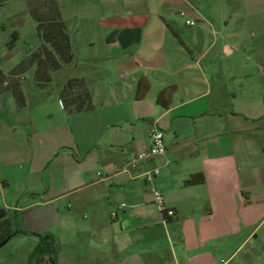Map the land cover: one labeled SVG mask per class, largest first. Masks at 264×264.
<instances>
[{
	"label": "crops",
	"instance_id": "1",
	"mask_svg": "<svg viewBox=\"0 0 264 264\" xmlns=\"http://www.w3.org/2000/svg\"><path fill=\"white\" fill-rule=\"evenodd\" d=\"M100 3L114 12L102 24L111 34L108 56L122 78H133L102 89L99 100L77 76L92 104L79 114H68L58 94L32 112L28 99L19 107L11 90H0V209L26 236L49 237L56 264H233L239 230L250 229L248 237L254 230L248 135L264 116V88L242 82L238 67L220 64L218 54L224 47L233 55L241 40L231 23L264 24V0ZM229 5L261 11L232 15ZM141 78L149 92L136 100ZM169 88L163 108L158 95ZM223 118L230 127L220 126ZM154 128L163 132L165 156L132 166ZM156 167L160 174L147 182L144 173ZM197 174L203 184L185 185ZM69 248L76 250L68 261Z\"/></svg>",
	"mask_w": 264,
	"mask_h": 264
},
{
	"label": "rangeland",
	"instance_id": "2",
	"mask_svg": "<svg viewBox=\"0 0 264 264\" xmlns=\"http://www.w3.org/2000/svg\"><path fill=\"white\" fill-rule=\"evenodd\" d=\"M44 2L45 0H7L0 6V70L5 73L15 68L24 57L38 48L40 42L30 14L32 10H39ZM52 2L58 7L65 23L74 60L71 64L62 65L61 69L50 72L49 78L32 67L13 79L21 82L24 96L30 102V111L34 112V109L42 108L49 102H57L56 94L59 97L67 88L69 81L79 79L77 76L86 79L99 100L103 94L101 90L108 92L111 84L116 88L129 84L133 77L122 78V73L126 72L120 68L121 65L116 62V59L108 56L106 49V38L111 34L106 35L102 24L103 20L114 12L101 6L100 0H52ZM226 8L232 15L250 16L261 11V8L253 10L247 6L229 5ZM182 12L187 18V12ZM238 21L231 23L230 26L240 29L241 40L237 46L234 41L229 42V47H237L231 56H228L229 53L223 51L224 47H222L221 53L218 54V62L237 66L239 70L237 75L242 82L252 83L256 88H264V72L260 70L261 66H264V24ZM244 26H247L246 30ZM13 31L18 32L19 39L13 49L9 50L7 43L11 40ZM251 31L255 33L254 36ZM177 46L180 45L177 43ZM15 74L17 75V72ZM38 98H41L40 102L37 101ZM234 105L240 106L236 103L229 108ZM254 123L252 133L248 135L252 139V152L248 163L250 164L252 198L255 204L254 213L251 216L254 230L249 237L250 229L239 230L236 245L232 249L233 251L237 248L233 256V264H264V116L255 120ZM219 124L222 128L231 126L226 118L220 120ZM39 242L40 240L33 236L18 235L11 238L0 248V264H43V259L46 256L48 258L49 255L48 253L35 255ZM79 242L83 245L85 240L82 239ZM47 243L53 249V244L48 241ZM74 250L76 249H67L65 259L69 261L73 257ZM51 258L55 262L51 263L47 260L46 264L58 262L55 251Z\"/></svg>",
	"mask_w": 264,
	"mask_h": 264
},
{
	"label": "trees",
	"instance_id": "3",
	"mask_svg": "<svg viewBox=\"0 0 264 264\" xmlns=\"http://www.w3.org/2000/svg\"><path fill=\"white\" fill-rule=\"evenodd\" d=\"M5 1L7 0H0V6ZM30 15L35 24L36 35L40 42L38 48L24 57L8 75H4L0 72V90H11L19 107L25 105V96L21 82L19 80H13L15 77H19V75L35 67L36 71L42 72L49 78L48 75L50 72L61 69L62 65L71 64L74 59L70 37L66 31L65 23L60 16L58 7L52 0H45L44 4L39 7V10H32ZM18 39V32L13 31L11 40L7 43V48L13 49ZM15 72H17V75ZM4 81H7L8 84L3 87L1 84ZM148 92L149 83L147 80L143 78L139 79L135 90V99H143ZM172 93L173 88L161 91L157 99L159 105L163 108H167L168 104L166 101ZM59 98L64 110L68 114H79L89 111L92 108L90 92L85 87L82 79L69 81L67 88L63 90ZM203 182L204 177L201 174H197L188 179L185 185H200L203 184ZM164 215L166 218L170 217L167 213H164ZM28 234V232L17 230L12 225L11 219L7 217L6 211L0 209V243L15 235ZM48 239L49 237L47 236L40 238L35 255L48 253V260L54 263L55 261L51 258L54 250L48 245Z\"/></svg>",
	"mask_w": 264,
	"mask_h": 264
},
{
	"label": "built area",
	"instance_id": "4",
	"mask_svg": "<svg viewBox=\"0 0 264 264\" xmlns=\"http://www.w3.org/2000/svg\"><path fill=\"white\" fill-rule=\"evenodd\" d=\"M182 17L185 16L184 12H181L180 14ZM185 25L187 26H194L195 22L194 21H190L187 20L185 22ZM150 138H151V146L137 154V156L135 157V159L133 161L130 162V164L132 166H134L136 163H140V162H144L150 158H155V157H163L166 154V147H165V143H164V135L163 132L157 128L152 129L151 134H150ZM160 174V168H152L150 170H147L144 173V178L147 182H152V180L158 176ZM153 195H154V200L156 202V204L159 207L163 206V197L162 195L155 189H152ZM121 207H125L124 204L121 205ZM168 216H172L171 212H167Z\"/></svg>",
	"mask_w": 264,
	"mask_h": 264
},
{
	"label": "water",
	"instance_id": "5",
	"mask_svg": "<svg viewBox=\"0 0 264 264\" xmlns=\"http://www.w3.org/2000/svg\"><path fill=\"white\" fill-rule=\"evenodd\" d=\"M8 240H9V239H6V240H4L3 242H1V243H0V248H1L3 245H5V244L8 242Z\"/></svg>",
	"mask_w": 264,
	"mask_h": 264
}]
</instances>
